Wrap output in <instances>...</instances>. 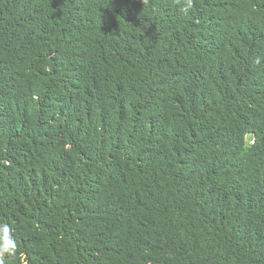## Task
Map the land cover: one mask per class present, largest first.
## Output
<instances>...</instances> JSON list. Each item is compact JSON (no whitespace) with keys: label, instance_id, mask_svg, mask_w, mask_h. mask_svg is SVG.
Returning <instances> with one entry per match:
<instances>
[{"label":"trees","instance_id":"1","mask_svg":"<svg viewBox=\"0 0 264 264\" xmlns=\"http://www.w3.org/2000/svg\"><path fill=\"white\" fill-rule=\"evenodd\" d=\"M0 0V264H264V0Z\"/></svg>","mask_w":264,"mask_h":264},{"label":"clouds","instance_id":"2","mask_svg":"<svg viewBox=\"0 0 264 264\" xmlns=\"http://www.w3.org/2000/svg\"><path fill=\"white\" fill-rule=\"evenodd\" d=\"M176 11L180 14L181 11L187 14L190 8L194 7L193 0H171Z\"/></svg>","mask_w":264,"mask_h":264}]
</instances>
